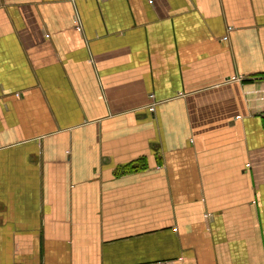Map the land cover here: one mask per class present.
<instances>
[{
	"label": "crops",
	"instance_id": "0c3cea01",
	"mask_svg": "<svg viewBox=\"0 0 264 264\" xmlns=\"http://www.w3.org/2000/svg\"><path fill=\"white\" fill-rule=\"evenodd\" d=\"M0 264H264V0H0Z\"/></svg>",
	"mask_w": 264,
	"mask_h": 264
},
{
	"label": "built area",
	"instance_id": "2783aa9c",
	"mask_svg": "<svg viewBox=\"0 0 264 264\" xmlns=\"http://www.w3.org/2000/svg\"><path fill=\"white\" fill-rule=\"evenodd\" d=\"M228 29H230V27H228ZM223 40H226V37H224ZM149 110L152 111L153 110V106L149 107Z\"/></svg>",
	"mask_w": 264,
	"mask_h": 264
}]
</instances>
